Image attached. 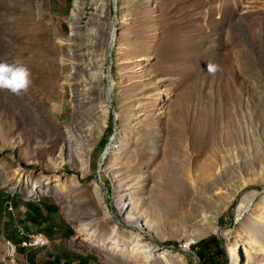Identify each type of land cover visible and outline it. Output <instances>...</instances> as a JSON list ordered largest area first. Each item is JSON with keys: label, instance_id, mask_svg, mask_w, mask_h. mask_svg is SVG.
Here are the masks:
<instances>
[{"label": "rangeland", "instance_id": "rangeland-1", "mask_svg": "<svg viewBox=\"0 0 264 264\" xmlns=\"http://www.w3.org/2000/svg\"><path fill=\"white\" fill-rule=\"evenodd\" d=\"M2 62L0 264H264V0H0Z\"/></svg>", "mask_w": 264, "mask_h": 264}, {"label": "clouds", "instance_id": "clouds-1", "mask_svg": "<svg viewBox=\"0 0 264 264\" xmlns=\"http://www.w3.org/2000/svg\"><path fill=\"white\" fill-rule=\"evenodd\" d=\"M218 66L207 63V72L215 74ZM31 71L24 64L0 63V91H7L15 96H20L27 92L32 84Z\"/></svg>", "mask_w": 264, "mask_h": 264}, {"label": "trees", "instance_id": "trees-1", "mask_svg": "<svg viewBox=\"0 0 264 264\" xmlns=\"http://www.w3.org/2000/svg\"><path fill=\"white\" fill-rule=\"evenodd\" d=\"M25 206L29 210L40 213V207L35 202L25 203ZM192 249H194L199 264H203L206 261L217 262L221 259H224V253L219 245V240L213 235L209 239L199 240L195 245L192 246Z\"/></svg>", "mask_w": 264, "mask_h": 264}, {"label": "bare ground", "instance_id": "bare-ground-1", "mask_svg": "<svg viewBox=\"0 0 264 264\" xmlns=\"http://www.w3.org/2000/svg\"><path fill=\"white\" fill-rule=\"evenodd\" d=\"M109 94V89H107L105 95H106V98ZM73 145H74V149L77 148V143L73 141ZM104 153L102 155V157H104ZM247 207V202L245 203V205L243 207H241V210H245ZM250 225H253L252 222H250ZM148 225H146L147 227ZM148 230L149 229V226H148ZM46 236L42 235V234H30L29 233V239L30 240H33V242L30 243V245L28 246V248H31V247H43V246H46L48 244V241H45V238ZM7 244V257L10 259V260H14L15 259V256H16V253H17V247L15 244H13L11 241H7L6 242ZM236 245V244H235ZM232 258L234 259V261L231 263V264H237V262L235 261V259H237V254H236V250L234 248V254H232Z\"/></svg>", "mask_w": 264, "mask_h": 264}, {"label": "built area", "instance_id": "built-area-1", "mask_svg": "<svg viewBox=\"0 0 264 264\" xmlns=\"http://www.w3.org/2000/svg\"><path fill=\"white\" fill-rule=\"evenodd\" d=\"M16 233L21 239L20 243H19L20 246H22L24 248H28L30 243L33 242V240L29 239V232L26 231L22 226L17 227ZM44 239H45V241H48L47 237H45Z\"/></svg>", "mask_w": 264, "mask_h": 264}, {"label": "crops", "instance_id": "crops-1", "mask_svg": "<svg viewBox=\"0 0 264 264\" xmlns=\"http://www.w3.org/2000/svg\"><path fill=\"white\" fill-rule=\"evenodd\" d=\"M12 240H13V239H12ZM18 245H19V243H18ZM23 251H25V250H24L23 247H21L20 250H19V253L21 254ZM16 254H17V253H16Z\"/></svg>", "mask_w": 264, "mask_h": 264}]
</instances>
